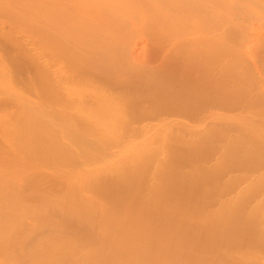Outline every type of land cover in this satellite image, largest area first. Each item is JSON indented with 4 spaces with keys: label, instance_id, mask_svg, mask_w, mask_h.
<instances>
[{
    "label": "bare ground",
    "instance_id": "bare-ground-1",
    "mask_svg": "<svg viewBox=\"0 0 264 264\" xmlns=\"http://www.w3.org/2000/svg\"><path fill=\"white\" fill-rule=\"evenodd\" d=\"M0 264H264V0H0Z\"/></svg>",
    "mask_w": 264,
    "mask_h": 264
}]
</instances>
